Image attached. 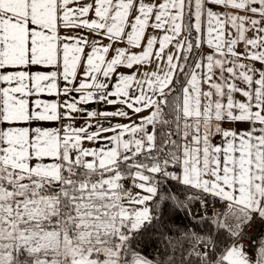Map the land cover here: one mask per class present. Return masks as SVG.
Here are the masks:
<instances>
[{
	"label": "snow or ice",
	"instance_id": "1",
	"mask_svg": "<svg viewBox=\"0 0 264 264\" xmlns=\"http://www.w3.org/2000/svg\"><path fill=\"white\" fill-rule=\"evenodd\" d=\"M0 264H264V0H0Z\"/></svg>",
	"mask_w": 264,
	"mask_h": 264
}]
</instances>
